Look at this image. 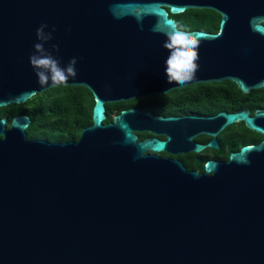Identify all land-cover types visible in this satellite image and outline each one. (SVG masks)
<instances>
[{
  "label": "water",
  "instance_id": "obj_1",
  "mask_svg": "<svg viewBox=\"0 0 264 264\" xmlns=\"http://www.w3.org/2000/svg\"><path fill=\"white\" fill-rule=\"evenodd\" d=\"M190 9L220 14L219 32H190L199 70L169 83L164 33L177 26L170 13ZM41 24L61 65L77 60L60 85L38 83L30 64ZM226 80L244 94L264 89V0H0V108L60 86L95 100L78 142L30 140L29 116L0 119V264H264V140L203 174L157 156L172 144L219 148L218 134L241 122L264 135V110L164 118L131 108L106 123L107 104ZM159 127L167 140H139Z\"/></svg>",
  "mask_w": 264,
  "mask_h": 264
},
{
  "label": "trees",
  "instance_id": "obj_2",
  "mask_svg": "<svg viewBox=\"0 0 264 264\" xmlns=\"http://www.w3.org/2000/svg\"><path fill=\"white\" fill-rule=\"evenodd\" d=\"M170 17L174 18L177 25L184 31H203L213 34L219 32L222 19L217 12L206 9H190L179 15L170 13ZM236 90L243 94L234 84L190 85L166 96H155L154 100L163 99L173 106L181 103L182 107L190 109L193 113L213 116L223 111L235 112ZM137 101L142 102L140 99ZM94 105V97L88 89L60 86L36 95L25 104L0 108V119H8L10 127L15 117L29 116L32 120L27 130L30 140H44L51 143L78 142L82 131L93 123ZM133 106H137L134 101L107 104L106 123L112 122L114 116ZM250 142L252 140L241 141L240 146H248ZM200 170L204 172V165L200 167Z\"/></svg>",
  "mask_w": 264,
  "mask_h": 264
},
{
  "label": "flooded vegetation",
  "instance_id": "obj_3",
  "mask_svg": "<svg viewBox=\"0 0 264 264\" xmlns=\"http://www.w3.org/2000/svg\"><path fill=\"white\" fill-rule=\"evenodd\" d=\"M212 84H222V85H235L232 81L226 80L222 83H212ZM210 85V84H204ZM237 87V86H236ZM238 89V87H237ZM239 90V89H238ZM255 91V92H254ZM244 94V93H243ZM241 94L236 90V110H251V116L255 115L257 110H264V89L252 90L249 94ZM168 95V94H167ZM166 96V95H159ZM155 96L149 98H141V101L137 99L132 100L137 106L132 108L138 109L144 113H152L154 116H162L164 118H182L186 116H199V117H210L202 115L199 113H193L190 109H185L182 107V104L171 105L167 104L165 100L159 99L158 101L154 100ZM175 104V103H174ZM255 107H257L255 109ZM153 108V110L151 109ZM131 109V108H130ZM155 111V112H154ZM227 112V111H223ZM229 113V112H227ZM214 116V115H213ZM170 125H176L172 123ZM235 127V128H232ZM165 130L158 128L156 134L149 132H138L137 135L139 140H145L147 138H158L162 141L168 139V135L164 133ZM160 132V133H159ZM142 136H144L142 138ZM212 140V137L205 134H200L195 137L194 141L198 144L208 145ZM248 146H254L260 144L264 140V135L257 133L253 130H250L246 127L245 123H237L235 125L229 126L220 132L217 136V141L219 148L207 147L200 153L190 149V146L184 145L181 147H176L173 144L170 147V151H164L158 153L161 159L177 160L181 162L188 171H199L201 174L200 167L205 165L208 161H216L218 163H227L230 160V155L234 152L240 151L243 146H240L241 141H251Z\"/></svg>",
  "mask_w": 264,
  "mask_h": 264
},
{
  "label": "clouds",
  "instance_id": "obj_4",
  "mask_svg": "<svg viewBox=\"0 0 264 264\" xmlns=\"http://www.w3.org/2000/svg\"><path fill=\"white\" fill-rule=\"evenodd\" d=\"M47 27L46 24H41L37 28L36 36L39 42L34 45V54L29 59L35 70L38 83L48 84L51 82L55 86L65 83L77 75L75 67L77 60L72 58L62 66L60 60L52 55V52L59 51V45H51V51L44 47L52 39L51 32H45ZM164 34L166 40L163 43V48L168 50V56L164 61L165 76L169 83L175 82L182 85L194 79L199 70L198 40L178 25Z\"/></svg>",
  "mask_w": 264,
  "mask_h": 264
}]
</instances>
